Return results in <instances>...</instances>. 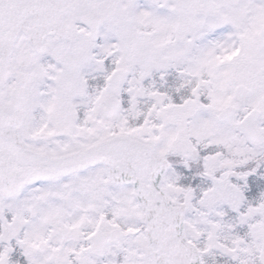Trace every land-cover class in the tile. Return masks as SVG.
Returning <instances> with one entry per match:
<instances>
[{
  "label": "snow or ice",
  "instance_id": "6c2138e0",
  "mask_svg": "<svg viewBox=\"0 0 264 264\" xmlns=\"http://www.w3.org/2000/svg\"><path fill=\"white\" fill-rule=\"evenodd\" d=\"M0 264H264V0H0Z\"/></svg>",
  "mask_w": 264,
  "mask_h": 264
}]
</instances>
